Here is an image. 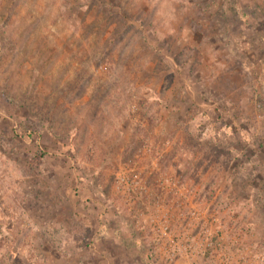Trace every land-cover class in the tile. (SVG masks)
Returning a JSON list of instances; mask_svg holds the SVG:
<instances>
[{"label":"rangeland","instance_id":"374dc122","mask_svg":"<svg viewBox=\"0 0 264 264\" xmlns=\"http://www.w3.org/2000/svg\"><path fill=\"white\" fill-rule=\"evenodd\" d=\"M135 161L264 264V0H0V264H159Z\"/></svg>","mask_w":264,"mask_h":264},{"label":"built area","instance_id":"2783aa9c","mask_svg":"<svg viewBox=\"0 0 264 264\" xmlns=\"http://www.w3.org/2000/svg\"><path fill=\"white\" fill-rule=\"evenodd\" d=\"M150 171L135 161L118 168L114 182L127 211L142 220L152 239V255L159 264H256L258 254L235 251L240 245L241 229L229 236L214 215L199 209L197 201L173 200L186 197L177 189V181L157 179L153 190L148 179ZM161 181V182H160ZM164 183V184H163ZM174 195V196H173ZM193 198V197H191Z\"/></svg>","mask_w":264,"mask_h":264},{"label":"trees","instance_id":"16d2710c","mask_svg":"<svg viewBox=\"0 0 264 264\" xmlns=\"http://www.w3.org/2000/svg\"><path fill=\"white\" fill-rule=\"evenodd\" d=\"M151 249L148 248V252L146 250H144L143 256L141 257V260H143L144 262H147L148 258L149 260L152 258L151 257Z\"/></svg>","mask_w":264,"mask_h":264}]
</instances>
